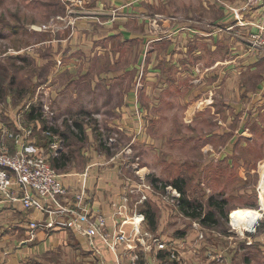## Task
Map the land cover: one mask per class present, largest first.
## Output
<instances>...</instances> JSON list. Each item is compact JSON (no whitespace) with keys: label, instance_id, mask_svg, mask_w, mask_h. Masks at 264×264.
Here are the masks:
<instances>
[{"label":"rangeland","instance_id":"1","mask_svg":"<svg viewBox=\"0 0 264 264\" xmlns=\"http://www.w3.org/2000/svg\"><path fill=\"white\" fill-rule=\"evenodd\" d=\"M99 8L96 0H0V144H4L10 153L16 152L18 147L16 134L22 141L29 138L31 141L36 135V142L43 146L31 143L33 148L29 149L39 150L48 159L63 153V145L56 138L54 141L44 129L37 131L34 126L37 123L45 128L49 125L51 130L55 124L56 116L48 103L55 100V92L60 89L59 84L53 82L56 73L54 51H60V42H64L62 38L69 39L72 26L83 25L88 17L98 23L105 21L98 12L106 10V4ZM110 8L108 17L114 20L119 10L114 5ZM225 9L231 13L228 22L215 24L206 21L209 28L217 27L221 33L227 34L221 40L225 41L222 75L226 80L233 78L234 82L224 83V97L215 93V83H208L211 86L203 89L204 86L199 85L209 72H203L204 65L196 62L197 58L192 62L190 72H186L185 56L175 57L183 58L184 62L175 60V80H172L174 84L170 90L168 76L160 74L162 69L154 75L155 60L148 55L154 37L174 40L184 31L195 37L207 30V26L198 24L183 25L179 19L183 14L179 11L170 13L172 16L157 13L149 17L146 28L149 35L143 44L144 58L136 70L126 71L133 65L128 59L111 63L102 58L94 64L95 71L112 70L124 76L125 86H129V91L132 88L134 97L133 108L127 111L132 119H126L125 110L85 113L90 118L87 122L91 132L98 137L94 140L84 130L80 136H75L65 129V139L71 140L70 145L64 146L68 152L82 145L88 158H91L90 152L105 151L108 155L121 152L115 156L118 167L135 162L131 164L133 178L154 189L153 192L144 189L145 194L147 191L154 194L150 208L155 213V227L152 229L156 230L152 231L172 241L173 238L186 239L190 227L214 224L239 230L252 222L264 223V65L237 54L240 47L258 57L264 49H250L246 41L249 28L241 30L235 15ZM193 10L194 16L203 17L199 10L196 14ZM77 33H80L77 39L84 42L85 34ZM94 33L92 40H101L99 31ZM68 41L62 47L64 52L68 51ZM176 46L185 53L180 42L175 41ZM165 59L159 60V67L164 68L167 66L165 62H172V58ZM59 61L61 59L56 63ZM64 67H67L62 70L64 74L73 68ZM47 77L52 79L48 85L39 82ZM116 81L114 85L118 91L125 89L123 81ZM46 90L50 93L49 100L43 95ZM34 106L36 110L32 115L37 116V123L36 118L29 119V111ZM31 124H34L35 134L23 139L24 129L30 128ZM87 156L84 157L85 163L88 162ZM179 185L181 190L177 188ZM172 189L180 192L179 198L185 196L193 204H200V217L204 213H213L216 220L202 224L198 217L190 216L192 209H181L179 198L173 202L169 199ZM138 194L141 196L140 190ZM211 199L223 203V212L210 202ZM195 220L199 224H195ZM193 252L197 257V246ZM161 258L164 261L171 259L169 255H161ZM170 262L180 264L181 258L180 262Z\"/></svg>","mask_w":264,"mask_h":264},{"label":"crops","instance_id":"2","mask_svg":"<svg viewBox=\"0 0 264 264\" xmlns=\"http://www.w3.org/2000/svg\"><path fill=\"white\" fill-rule=\"evenodd\" d=\"M96 1L99 9L103 7V3L106 4V10L101 9L98 12L99 17L105 21L102 20L101 23H98L97 20L88 17L83 25L72 26L71 34L69 33L70 40L68 39V41L66 37L62 38L61 40L64 42H60L62 45L60 51L53 53L54 73L56 72L53 82L58 83L60 89L55 92V100L50 99L51 102L48 103L56 116L55 124L51 130L57 133L53 132L55 134L52 139L54 141L57 139L63 145V149H61L63 153L52 157V159L49 158V160L57 168L60 179L67 188L62 197L64 203L75 204L76 195L83 193L84 200L89 201L93 214L101 212L107 215V230L111 236H115L118 224L122 220V216L115 213L116 206L125 205L126 214L131 215L134 210L141 209L147 203L151 204V197L154 194L147 192L148 199L142 202L138 201L140 197L138 190L141 193H144V190L138 188L139 183L136 182L137 179L133 178L131 164H135V162L130 161L126 167H118L115 156L121 152H113L111 155L105 151L90 152L91 158H88L82 145L69 150V152L65 150L64 146L71 144V140L65 139V133H67L65 129L71 131L75 136H80L84 130L91 140L98 139L97 135L91 132L87 122L90 118L85 113L111 112L115 109L125 110L127 113L128 109L133 108L132 88L129 91V86H125L127 81L123 78L124 76L112 70L110 72L95 71L94 64L102 58H106L111 63L128 59L133 65L129 67L131 70L126 71L136 70L139 66L138 63L144 58L143 44L149 35L146 28L149 25V17L152 15L157 13L167 15L169 13L167 16H172L170 13L179 11L183 14L180 16L181 18L179 17L183 21V25L198 24V26L206 28V21H212L215 24L228 22L231 19V13H228L225 8L233 13L232 8L240 7L243 0ZM112 5L119 10L114 20L108 17ZM192 10L194 14H196V10H199L203 17L194 16ZM262 15L263 12L259 8L244 13L245 19L250 21ZM211 27L207 26L206 31L202 30L203 33L195 37L184 31V34L177 35L174 40L153 38L148 55L151 60H155L154 75L162 69L160 74L168 76V90L172 89V84H174L172 80H175V60L180 59L184 62L183 58L175 57L185 56L186 72H190L192 62L196 58V62L204 65L203 72H209L205 79L200 81L199 85L204 86L202 89L215 83V93L224 97V83L234 82L233 78L226 80L222 75V49L225 41L221 40L227 34L221 33L217 27ZM248 28V25L240 27L243 31ZM95 30L99 31L102 38L94 42L92 39L95 38ZM77 32L85 34L84 42L77 39L80 34ZM80 36L79 38H81ZM65 41H68V51L66 52L63 51L64 48L62 49L63 45L67 43ZM175 41L180 42V47L185 53L180 52L177 46L174 47ZM168 48L169 50L165 51ZM238 49L239 56L246 55L248 60L260 61L264 65V52L257 57L248 53L246 49L243 50L240 47ZM164 53L168 54L164 55ZM238 55L236 58H239ZM165 58H172V62H165L167 66L164 68L159 67V60H166ZM59 59L61 62L59 61L57 64L56 61ZM67 65L73 68L70 73L64 74L62 70L67 69L64 67ZM48 78L39 82L48 85L52 81ZM116 80L123 81L125 89L118 91L114 85ZM208 83L211 84L208 85ZM148 86L149 84L146 85V88ZM48 94H50L48 90L43 94L46 95L47 100H49ZM141 96L143 98V95ZM208 100L209 98L207 102ZM126 115V119H132L129 117V113ZM115 120L119 122V119ZM35 138L36 135L31 140L33 144L43 146L36 142ZM48 138L51 139V137ZM85 156L88 158L86 163ZM135 191L137 193H134ZM156 204L158 203L156 202ZM42 218V213L35 209H25L20 201L12 204L7 203L1 208L0 264H115L117 257L123 259L125 263L129 261L126 257L128 250L125 243L117 244L114 252L97 237L93 239L92 243L89 242L88 235L77 228L46 229L40 226L35 227L34 235H31L32 229L29 222ZM83 225L84 223L81 224L82 227ZM140 226L142 232L156 230H153L146 220L142 221ZM122 227L131 232L133 226L126 221ZM153 233L157 234L158 232ZM200 233L202 236L199 235ZM185 236L186 239L173 238L178 242L176 246L181 258L180 264H264V223L256 224V228L251 231L245 230L244 233L241 230H232L230 226L202 225L196 226V228L190 227ZM196 246L197 257L193 252Z\"/></svg>","mask_w":264,"mask_h":264},{"label":"built area","instance_id":"3","mask_svg":"<svg viewBox=\"0 0 264 264\" xmlns=\"http://www.w3.org/2000/svg\"><path fill=\"white\" fill-rule=\"evenodd\" d=\"M259 8L263 15L247 20L244 13ZM237 24L248 25L246 41L250 49H264V0H243V4L238 8H232ZM28 129H24V137H30L37 125L31 124ZM46 134L51 135L50 126L44 129ZM18 147L16 152L10 153L4 144H0V210L7 203L20 201L25 209L38 210L42 213L41 220H31L29 226L34 235L35 227L50 228H77L89 237L92 243L94 238H99L112 251H116L117 244L125 243L129 261L117 257L115 264H174L170 261L180 262L179 250L175 242L150 231L141 230V222L145 220V214L139 210H134L131 215L126 214L125 205L116 206V214L122 216L118 224V231L115 236H111L106 227L107 215L101 212L93 214L88 200H84L83 193L76 195L75 204L64 203L62 197L67 191L66 186L60 179L57 169L49 162L48 157L38 152L35 148L29 149L32 141L29 139L22 141L20 135L16 134ZM12 137L13 136L12 134ZM55 143V142H54ZM53 146H55V144ZM139 189L154 191L150 185L141 183ZM264 190V182H263ZM147 191V192H148ZM264 192H262L263 194ZM264 195V194H263ZM175 189L170 191V200L179 198ZM148 194L141 193L138 201L147 200ZM128 221L133 227L128 232L122 227ZM83 227L81 224H83ZM199 224L195 220V224ZM256 223L242 226L239 230L245 232L253 230ZM247 230V231H248ZM202 236V234H199ZM133 236V238H131ZM169 255L170 260H163L161 254Z\"/></svg>","mask_w":264,"mask_h":264},{"label":"trees","instance_id":"4","mask_svg":"<svg viewBox=\"0 0 264 264\" xmlns=\"http://www.w3.org/2000/svg\"><path fill=\"white\" fill-rule=\"evenodd\" d=\"M35 110H36V106H34L30 109V111H29L30 118L29 119H33V118L37 117V116L32 115V112H34ZM36 120H37V118L35 119V123H37ZM37 128H38L37 131H39V130L42 131L43 129H45V126H39V124L37 123V126L35 129H37ZM79 130H80V127H79ZM50 131L52 132V130H50ZM49 136L52 137V134ZM177 188L181 190V185H179ZM179 199H180V203H181L180 208L183 210H185V209L187 210L188 208H191L192 211H190V216L195 217V218L198 217L202 224H210L216 220V219H213V213H211V214L210 213H204L203 216L200 217L202 214L200 204H198V203L193 204L190 200L185 198V196H182ZM210 202L217 209H219L220 212H223L224 208H223V203L221 201H216V200L211 199ZM144 206H145L144 208H141V211L144 212L148 225L151 226L152 228H154L155 227V219H154L155 213L153 212V210H151L149 203H147V205H144ZM161 255H164V253Z\"/></svg>","mask_w":264,"mask_h":264}]
</instances>
